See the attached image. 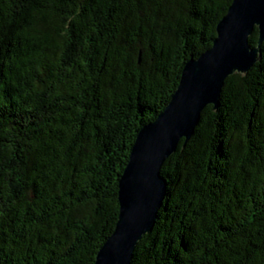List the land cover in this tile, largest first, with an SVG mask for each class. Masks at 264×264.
Wrapping results in <instances>:
<instances>
[{"label": "trees", "instance_id": "obj_1", "mask_svg": "<svg viewBox=\"0 0 264 264\" xmlns=\"http://www.w3.org/2000/svg\"><path fill=\"white\" fill-rule=\"evenodd\" d=\"M230 2L0 0V264L94 263L137 132ZM259 55L163 161L130 264H264V41Z\"/></svg>", "mask_w": 264, "mask_h": 264}, {"label": "water", "instance_id": "obj_2", "mask_svg": "<svg viewBox=\"0 0 264 264\" xmlns=\"http://www.w3.org/2000/svg\"><path fill=\"white\" fill-rule=\"evenodd\" d=\"M257 31L251 46L249 36ZM211 46L183 65L178 85L164 109L137 132L118 179V213L112 233L93 264H130L136 242L154 224L166 191L159 170L178 141L192 135L201 110L216 108L224 79L245 75L260 57L264 41V0H231L216 24Z\"/></svg>", "mask_w": 264, "mask_h": 264}]
</instances>
